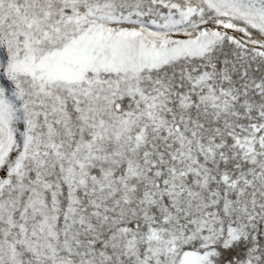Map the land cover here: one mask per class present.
<instances>
[{
	"label": "snow or ice",
	"instance_id": "snow-or-ice-1",
	"mask_svg": "<svg viewBox=\"0 0 264 264\" xmlns=\"http://www.w3.org/2000/svg\"><path fill=\"white\" fill-rule=\"evenodd\" d=\"M0 264H264V0H0Z\"/></svg>",
	"mask_w": 264,
	"mask_h": 264
}]
</instances>
